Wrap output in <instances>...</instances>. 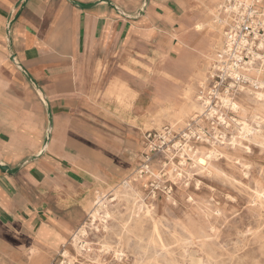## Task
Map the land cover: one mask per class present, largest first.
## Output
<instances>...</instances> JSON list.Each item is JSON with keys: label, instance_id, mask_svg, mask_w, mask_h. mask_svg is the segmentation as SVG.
I'll return each instance as SVG.
<instances>
[{"label": "crops", "instance_id": "1", "mask_svg": "<svg viewBox=\"0 0 264 264\" xmlns=\"http://www.w3.org/2000/svg\"><path fill=\"white\" fill-rule=\"evenodd\" d=\"M208 4L0 0V264H47L82 225L122 147L109 93L137 97L135 121L145 120L157 100L145 93L147 69L133 88L135 64L186 47L177 35L193 44Z\"/></svg>", "mask_w": 264, "mask_h": 264}, {"label": "rangeland", "instance_id": "2", "mask_svg": "<svg viewBox=\"0 0 264 264\" xmlns=\"http://www.w3.org/2000/svg\"><path fill=\"white\" fill-rule=\"evenodd\" d=\"M194 14H198L197 9ZM177 36L179 46L184 44L186 47L171 54L151 53L148 59L135 64L133 88L141 86L143 76L139 71L145 68L148 73L145 93L150 101L157 100L145 120L135 121L137 97L130 105L125 96L119 100L117 93H109L110 117L117 121L112 130L120 136L122 147L114 157L113 176L109 174L112 178H100L99 185L93 190L84 221L92 223L88 211L100 195L108 196L111 217L106 222L97 219L89 227L88 234L82 238L87 245L82 253L75 248L72 232L47 264H67V258L62 255L66 248L73 264H192L191 255L196 260L202 258L204 264H264V145L242 136L243 117H251L252 110L244 114L230 112L227 124L204 117L194 124L189 144L203 152L215 147L218 150L206 166L197 164L188 155L187 161L182 163V156L175 148L162 151L147 162L151 153V143L145 139L147 131L161 133L166 125L171 126L174 142L182 140L186 143L180 133L187 129L193 115H200V112L188 100L185 88L191 84L198 93L200 80L193 77L203 64H207L204 68L208 76L213 61V54L208 49L209 35L196 34L193 44ZM217 51L215 49V53ZM245 86L237 95L239 103L247 101L252 94L250 91L261 89L250 82ZM106 95L98 92L97 100L101 101ZM165 95L173 96L172 111L180 108L188 113L181 119L164 113L163 107L170 104ZM250 105L255 106L252 102ZM172 121H175L174 125ZM247 121L256 125L250 118ZM261 128L264 131V124ZM130 129L131 142H128ZM100 163L106 166L108 160L102 159ZM147 164L149 170L144 168ZM140 170L146 171L141 174L144 176L137 178L141 195L136 198L128 193L123 182L136 179ZM139 205H142L141 209ZM37 254L40 253L33 255Z\"/></svg>", "mask_w": 264, "mask_h": 264}, {"label": "built area", "instance_id": "3", "mask_svg": "<svg viewBox=\"0 0 264 264\" xmlns=\"http://www.w3.org/2000/svg\"><path fill=\"white\" fill-rule=\"evenodd\" d=\"M263 6L264 0H222V17L228 18L224 26L223 45L216 52L207 81L202 85L200 95L205 102L204 112L200 115L194 114L187 129L180 133L186 143L189 144L194 124L201 121L202 117L227 124L230 112L236 111L230 103L236 101L239 91L244 90L245 85L250 82L246 75L251 62L258 63L261 58H256L257 55L264 54L261 47L264 38V25L261 19L264 13ZM173 133L172 127L167 125L161 129V133L153 130L146 132L145 139L151 143V153L147 156V162H151V159L162 151L165 153L175 148L176 152L174 145L177 142L181 143V147L184 145L185 142L182 143V140L174 142ZM158 140L159 143H156ZM144 168L149 170L150 166L147 164Z\"/></svg>", "mask_w": 264, "mask_h": 264}, {"label": "bare ground", "instance_id": "4", "mask_svg": "<svg viewBox=\"0 0 264 264\" xmlns=\"http://www.w3.org/2000/svg\"><path fill=\"white\" fill-rule=\"evenodd\" d=\"M239 1H247V0H239ZM221 3L222 0H210V4L207 5V13H206V19H199L198 21H196L194 23V27L192 26V30L199 35H209L210 37V45H209V50L210 52L213 54L211 59L214 60L215 58V49H220L223 45V41H224V25L227 22L228 18L222 17L221 14ZM261 19H262V24L264 25V13L261 15ZM183 43V42H182ZM189 43V42H188ZM218 47V48H217ZM261 47L264 49V39L261 42ZM256 58H261V60L258 63L253 64V62H251V65L249 67L248 73H247V78L250 80L251 84H254L256 87H260V90H257L255 92L250 91L252 94L250 96H248L247 101L244 100L241 103L237 102V101H233L231 102V106L232 108H234L236 111H241V113H246V111L248 110H252V115L250 118V120H252L256 125H252L251 123H249L247 121V116L243 117V133L242 136L244 135V137L246 138H250L251 139H255L257 142L261 143L262 145H264V131L261 128V126L264 124V54H259L257 55ZM263 61V62H261ZM207 66V64H203L197 71L196 74L194 75V79H198V81L200 82L201 85H205V81H203L204 79L207 78V75L205 73V68L204 66ZM163 72L167 75L170 76V73L166 70H163ZM168 76V77H169ZM118 80V79H117ZM119 81V80H118ZM125 86V85H124ZM124 92L119 91L117 93V98L121 99L122 95ZM133 94V93H132ZM185 94L188 98V100L191 102L192 106L194 107V109H196L197 111H199L201 114H203L204 112V108H205V102H203L202 100V96L199 95L197 93V91L195 92L194 86L189 84L186 88H185ZM165 97L167 98L168 102H170L169 106H164L163 107V111L164 113H169L171 114L175 119H181V117L185 114L188 113V111H186V109H178V110H171V108L173 107V103H171V100L173 98V96H167L165 95ZM249 100V101H248ZM250 102L254 103L255 106L250 105ZM124 103V102H123ZM176 108V106L174 107ZM175 111V112H174ZM174 112V113H173ZM238 120V119H236ZM237 123V122H236ZM172 124H175V121H172ZM213 130V129H212ZM215 133V131H214ZM218 135V134H217ZM216 135V137H217ZM202 137V136H201ZM218 138V137H217ZM217 140V139H216ZM233 140H235V138L233 137ZM224 141V140H223ZM213 142V141H212ZM242 144V143H241ZM181 145L180 142H177L174 146L176 147V151L180 153V155L182 156V163H185L187 161V157L186 155L192 157L195 162L201 166H206L209 162L210 159L212 157H216V154L218 152L217 148H213L211 150H209L208 152H203L200 148H192L190 147L191 145L186 143L184 145H182L181 150H179V146ZM250 150V148H249ZM174 153V152H173ZM170 157H172V154H170ZM229 158V157H228ZM238 161V160H237ZM181 162V161H180ZM194 162V163H195ZM193 164V163H192ZM191 164V165H192ZM257 165V164H256ZM247 166V165H246ZM147 167V166H145ZM149 168V167H148ZM176 169V168H175ZM157 172V171H156ZM143 173L142 170L139 171V176H136V179H131V180H125L123 182V186L125 188H128V193L131 194L132 196L135 195L136 198H138L141 193L139 191V179L144 175H141ZM154 173V172H153ZM249 173V172H248ZM159 175V174H158ZM181 176V174H179ZM234 177V176H233ZM135 178V177H134ZM225 178V177H224ZM227 178V177H226ZM222 180V179H221ZM201 181V180H200ZM228 181V180H227ZM231 182V180H230ZM236 182V181H235ZM134 183L136 185H134ZM198 183V182H197ZM200 183V182H199ZM225 183V182H224ZM252 184V183H251ZM250 185V184H249ZM251 186V185H250ZM106 194V193H105ZM264 194V192H263ZM168 197V196H167ZM192 199V198H191ZM260 200V199H259ZM145 201V200H144ZM109 202L110 200L108 199V196L106 195H100L98 197V199L95 200V202L93 203V205L91 206L90 210L88 211V216H89V220L92 223H89L87 220L84 221L82 223V225H80L73 233L72 237H73V243L75 245V248L77 250L78 253H82V250H84V248L87 246L84 243V240L82 239L86 234H88V229L89 227H91V225L94 224V222L97 219L102 220L103 222H106V220L111 217V213L109 210ZM130 202V201H129ZM262 202V201H261ZM175 203V202H174ZM258 203V202H257ZM260 203V201H259ZM263 203V202H262ZM128 204V202H127ZM135 204V203H134ZM128 206V205H127ZM129 207V206H128ZM127 207V209H129ZM142 205H139V209H141ZM148 207V206H147ZM149 209V207H148ZM133 211V209H132ZM147 211V210H146ZM150 212V211H149ZM120 213V212H119ZM123 215L125 216V214L123 213ZM128 215V214H126ZM133 215V213H132ZM131 215V216H132ZM134 216V215H133ZM139 216V215H138ZM152 216V215H151ZM257 217V216H256ZM140 220V219H139ZM154 220V219H153ZM155 222V221H154ZM128 223V222H127ZM163 225V224H162ZM164 226V225H163ZM260 226V225H259ZM111 227V226H110ZM114 227V226H113ZM125 227V226H124ZM158 227V226H157ZM97 228V227H96ZM118 228V227H117ZM130 228V227H129ZM156 228V227H155ZM167 228V227H166ZM260 228V227H259ZM115 229V228H114ZM154 229V228H153ZM214 228H212L213 230ZM262 229V228H261ZM127 230V229H126ZM124 231V230H123ZM251 231V230H250ZM249 231V232H250ZM133 232V231H132ZM143 232V231H142ZM247 232V231H246ZM248 232V233H249ZM127 233V232H126ZM241 233V232H240ZM257 233V232H256ZM157 234V233H156ZM159 234V233H158ZM160 236V234H159ZM158 236V237H159ZM91 237V236H90ZM110 237V236H109ZM120 238V237H119ZM151 238H152V234H151ZM193 238V237H192ZM124 239V238H123ZM109 240V239H108ZM122 240V239H121ZM126 241V240H125ZM151 241V240H150ZM149 241V242H150ZM163 241V240H162ZM162 243V242H161ZM232 243V242H231ZM260 243V242H259ZM150 244V243H149ZM148 244V246H149ZM155 244V243H154ZM164 244V242H163ZM238 244V243H237ZM105 245V244H104ZM109 245V244H108ZM165 246V245H164ZM246 246V245H245ZM111 247V246H110ZM140 247V246H139ZM235 247V246H234ZM108 248V246H107ZM119 248V247H118ZM143 248V247H142ZM225 248V247H224ZM90 249V248H89ZM103 249V248H102ZM226 249V248H225ZM124 250V249H123ZM143 250V249H141ZM145 250V249H144ZM190 250V249H189ZM194 250V249H192ZM107 251V250H106ZM117 252V251H115ZM148 252V251H147ZM146 252V253H147ZM190 253V252H189ZM196 254H198L197 252H195ZM117 254V253H116ZM119 255V254H117ZM63 256L65 258H67L66 262L67 264H73L72 263V259L70 251L66 248L63 250ZM195 256V255H194ZM189 257V256H186ZM192 260L194 263L192 264H204V262L200 259V260H196L195 258H193V256L191 255ZM158 259V258H157ZM258 259V258H257ZM218 263V261H217ZM181 264V263H180Z\"/></svg>", "mask_w": 264, "mask_h": 264}, {"label": "water", "instance_id": "5", "mask_svg": "<svg viewBox=\"0 0 264 264\" xmlns=\"http://www.w3.org/2000/svg\"><path fill=\"white\" fill-rule=\"evenodd\" d=\"M75 4H77V5H79V6H85V5H82V4H80V3H75ZM2 168H3L4 170L11 171V169H10L8 166H3Z\"/></svg>", "mask_w": 264, "mask_h": 264}]
</instances>
